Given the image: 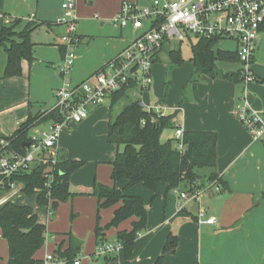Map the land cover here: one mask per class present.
Listing matches in <instances>:
<instances>
[{"label":"crops","instance_id":"obj_1","mask_svg":"<svg viewBox=\"0 0 264 264\" xmlns=\"http://www.w3.org/2000/svg\"><path fill=\"white\" fill-rule=\"evenodd\" d=\"M143 1L77 0V34L80 38L79 43L86 42V45L76 48L75 60L77 56L84 57L92 50L95 33L100 32H95L100 21H112L126 2L138 5ZM64 2L65 0H0V34L4 25L17 18L41 23V28L48 27L51 31L55 26H64L58 23L63 15ZM100 34L104 42L102 48L96 52L95 57L84 62L80 81H75L78 75L70 78L75 84L85 81L102 69L135 37L131 26L115 28L108 25ZM33 36L34 33L31 36L32 40ZM187 40H191V37ZM46 41L32 42L34 60L31 63L23 61L21 76L12 78H3L7 54L0 44V137L13 136L32 116L49 109L52 96L62 85L61 79L64 80V77L58 70L60 60L55 54L59 50L61 56L65 57L62 53L63 44H57L58 47H55L51 42L50 31L47 33ZM164 47L166 49L159 54L153 67V84L147 91L155 90L162 76L155 68L161 62L162 54L169 58V49H180L173 47V43ZM236 51L237 48L229 52ZM1 52L6 55L3 64ZM218 63L220 61L216 62L217 70L223 73L219 70ZM232 63L239 64L240 68L227 73L242 71L240 61ZM251 70L256 80L246 85L205 75L194 81V67L191 78L193 84L189 87V93H184L181 102H178V98L175 100L169 98L167 101L164 100L163 104L161 101L152 106L143 99L144 91L135 94L147 108L159 107L165 116H173L175 127L178 125L184 133L216 135V166L207 169L210 171L209 177L215 174L223 184L221 186L217 184L220 186V191H217L215 185L209 182L204 185L200 178L198 185L204 188L200 200L188 203L183 211H178V206L183 201L174 191L168 190L165 183L159 184L155 198L153 193L141 184L136 185L138 187H134L128 195L142 197L148 209V223L145 232L135 241L131 264H155L172 235L178 237V244L175 253L166 254L165 264H264V145L254 141L238 119V107L244 99L252 109L264 115V31L260 34ZM107 105L110 106V100L93 110L82 123L63 129L58 146L65 158L70 161L84 162L88 154L98 153V158H91L90 163H108L109 171L112 173L111 163L115 160L119 148L116 145H109L108 129L111 120L120 113L124 105L117 110L116 106L114 108L110 106L108 110L105 108ZM41 125L46 126L40 124L36 127ZM174 135L175 132L170 137L173 139ZM83 166L71 176L70 189L73 193H90L97 183L87 172L88 167ZM125 184L126 181H121L117 183V188H122ZM108 186H114V182ZM179 189L187 190L185 186ZM172 192L174 196L170 194ZM21 195L23 194H15L13 197L14 199L20 197L15 201L17 204L33 206L32 203H27L24 195L22 197ZM33 197L37 200V196ZM93 198L98 202L95 197ZM74 200L75 196L67 202ZM120 206L121 204H118L109 208L113 215L111 220ZM34 211L37 214L35 209ZM200 211L205 213L204 219L215 217L217 223L199 224ZM134 221L135 219L131 218L123 222L116 228L117 233L131 230ZM92 257V261L98 258L96 253ZM35 258L37 259L36 255ZM8 261L9 246L0 228V264H8ZM51 262L43 261L44 264H52ZM126 263L125 250L121 249L105 264Z\"/></svg>","mask_w":264,"mask_h":264},{"label":"trees","instance_id":"obj_2","mask_svg":"<svg viewBox=\"0 0 264 264\" xmlns=\"http://www.w3.org/2000/svg\"><path fill=\"white\" fill-rule=\"evenodd\" d=\"M41 23L13 19L4 25L0 34L1 47L7 54V66L3 78L19 77L22 74V62L31 63L34 60V44L32 34ZM264 31V24L262 26ZM216 39H199L192 48L191 61L195 67L194 81L201 76L221 78L230 82L244 83V74L220 73L216 62H238L237 52L216 50ZM163 49H166L164 47ZM168 50V49H167ZM62 53L65 55L63 46ZM170 68H176L184 63L180 49H169ZM158 60V58H157ZM156 60V61H157ZM256 80V78H255ZM131 88L112 93L109 97L110 106L114 108L123 99L128 98ZM58 111H40L32 116L11 137L7 138L12 145L22 150L28 141L30 129L40 124L59 122ZM175 129L173 116L159 117L153 110L147 108L141 99H129L120 113L114 117L108 129V142L116 145L119 151L111 163V178L114 186L95 183L89 195L98 200V212L121 204L116 209L114 217L105 227L98 223L95 228L97 244H104L106 231L110 227H119L123 222L134 218L131 230L117 233V242L121 243L126 254V264H131V254L138 236L145 232L148 223V209L141 197L128 195L125 189L117 188V183L127 182V188L143 184L153 193L158 194V186L165 183L168 190L185 186L192 192L202 186L198 185L199 171L216 166L217 137L214 133L185 132V150L179 152L174 147L173 139L168 136L163 140L165 131ZM84 165L82 161H70L60 153L58 163L52 167L53 181L48 186L46 178L47 165L37 166L31 173L21 175L17 179L23 184L19 194L37 196L40 206H49L56 210L60 203L67 202L76 194L71 192L70 179L73 173ZM209 184H219L218 176L212 174ZM0 228L9 246L8 264H43L35 258L47 239V228L39 221L34 209L28 205L17 204L9 199L0 205ZM178 237H169L166 246L155 264H165L164 258L168 253H175ZM84 243L70 235L66 249L59 246L57 254L66 264H74L82 253ZM110 260L106 257L105 261Z\"/></svg>","mask_w":264,"mask_h":264},{"label":"built area","instance_id":"obj_3","mask_svg":"<svg viewBox=\"0 0 264 264\" xmlns=\"http://www.w3.org/2000/svg\"><path fill=\"white\" fill-rule=\"evenodd\" d=\"M76 3L77 0H65L63 15L58 20L67 29L62 37L65 48L61 70L64 84L54 93L57 103L47 111H58L61 120L46 124L38 134L29 135L21 151L9 139L0 137V193L17 189L20 193L23 184L17 178L31 173L40 165H47L46 178L48 186L51 185L52 167L58 163L61 153L58 145L62 130L88 119L93 110L109 101L112 93L124 88L147 91L153 84V67L165 45L182 43L190 36L216 39L218 43L233 41L237 44L244 83L255 81L251 67L264 24V0H152L150 8L126 2L113 21L119 28L131 26L135 37L112 61L78 84L66 79L76 58L71 47L80 42ZM149 109L159 117L165 116L159 107ZM238 119L253 140L264 145V115L252 109L246 99L238 107ZM175 129L174 147L183 152L184 131L178 125ZM215 188L220 191L219 185L215 184ZM203 192L202 187L192 192L175 189L174 193L183 201L178 211H183L188 203L200 200ZM204 217L205 213L200 211L199 224L217 223L215 217ZM121 249L123 246L117 241L103 244L98 247L96 256L112 257ZM54 258L48 256L45 262ZM74 264H81V260Z\"/></svg>","mask_w":264,"mask_h":264},{"label":"rangeland","instance_id":"obj_4","mask_svg":"<svg viewBox=\"0 0 264 264\" xmlns=\"http://www.w3.org/2000/svg\"><path fill=\"white\" fill-rule=\"evenodd\" d=\"M152 6L151 1L144 0L143 2L138 4V7L140 8H150ZM122 9V7H121ZM114 20V19H113ZM108 22V21H100L98 25V29L96 31L102 32L104 29L108 27V25L112 27H117L114 24V21ZM104 23V24H102ZM107 26V27H106ZM49 29L48 27L41 28L39 27L35 32L33 36V40L31 37L32 42H47L46 36L47 33L51 32V42L55 44V47H58L57 44L62 45V37L66 35V27L65 26H55L52 29ZM95 33L94 44L93 48L86 56L82 57V55L77 56V59L74 62L73 67L71 68L70 74L66 77V79H70L73 75L75 77L77 76V79L75 81H80L79 78L83 75V64L86 62V60H89L97 54L96 52L100 51L103 45V38H101V34ZM100 34V35H99ZM191 40H186L179 43H173V47H180L181 49V55L184 59V63L176 68H170V61L166 54H162L161 56V62H159L156 65V69L161 74L160 80L156 84L155 80V90H149L147 92L144 91L143 93V99L147 100L148 104L155 105L158 102H161L163 104L164 100H175L178 98V102H181L184 96V93H189V87L193 84L191 82L192 75L194 73V66L193 62L191 61L192 57V47L196 44L197 39L193 36H190ZM86 41V40H85ZM86 45V42L83 44H77L73 47H71L72 52H76V48L78 46ZM237 48V44L233 41L224 40L221 41L217 45V50H223V51H232ZM1 56L3 57L1 60V64L4 63L6 59L5 53L1 52ZM55 56L60 60L59 68L58 70L61 72L65 57L63 58L59 52V50L56 51ZM83 58V60H82ZM2 66V65H1ZM240 65L237 63L232 62H226V63H218V68L223 73L227 72H233L238 70ZM74 70H76L74 72ZM62 80V85L64 84V80ZM74 83V81H72ZM138 89H134L130 91L128 98L123 99L118 105H116V110L123 105L127 103L129 99H136L138 93ZM172 93V95H171ZM171 95V96H170ZM57 103V100L55 96H52V99L50 100V103L48 105V108H51L55 106ZM110 106L107 105L105 108L108 110ZM44 127L38 126L35 128L30 129L29 135L38 134L40 133ZM175 132V129L167 130L165 131L163 135V140L167 138L168 136L173 135ZM114 146V144H109ZM118 149V148H117ZM91 158H98V153H91L87 155V159L84 161V166L88 167L87 172L90 174V176L95 180L97 183L104 184L106 186L113 184L111 180V173L109 171V164L103 163V162H95V164L90 163L92 161ZM83 166V167H84ZM209 169H201L199 170V175L201 178V182L206 185L209 179ZM142 187L143 184H141ZM127 184L124 185V187L119 189H125L127 194H130L133 186L127 188ZM15 194H19L18 189L11 192L6 193H0V205L6 202L9 199H13ZM75 200L73 202H64L60 203L56 210H53L51 207V204L49 206H40L33 196L28 195H21L23 198H26L27 203H32V208L36 210L37 215L39 217V220L41 223H43L47 228V239L44 244V246L38 250L36 253V257L38 260H41L42 262L48 257V256H54L52 264H65V260L57 254V249L59 246H63V249L68 246L70 235L73 236L75 239L84 242V249L83 252L79 255L78 258L81 259L82 264H105V258L98 257L95 258L92 261V256L94 253H97L98 247H100L103 244L97 245V239L95 235V228L98 223V216L99 218V225L101 227H105L111 220V210L109 208L103 209L100 212H98V202L94 200L93 196H90L87 192H81V193H75ZM173 195V192L170 193ZM135 196V195H134ZM174 196V195H173ZM140 197V196H138ZM20 198V197H19ZM18 198V199H19ZM142 198V197H141ZM18 199H14V201H17ZM25 200V201H26ZM20 202V201H19ZM24 202V201H23ZM110 210V211H109ZM109 211V212H108ZM117 236V229L115 227H110L107 230V242L104 243V245L107 244H113L115 243ZM116 255V254H115ZM97 259V260H96ZM111 263V262H110ZM115 263V262H113ZM44 264V263H43Z\"/></svg>","mask_w":264,"mask_h":264},{"label":"water","instance_id":"obj_5","mask_svg":"<svg viewBox=\"0 0 264 264\" xmlns=\"http://www.w3.org/2000/svg\"><path fill=\"white\" fill-rule=\"evenodd\" d=\"M149 1H152V0H149Z\"/></svg>","mask_w":264,"mask_h":264}]
</instances>
